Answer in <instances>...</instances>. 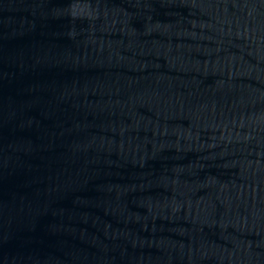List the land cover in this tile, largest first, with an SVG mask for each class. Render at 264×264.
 <instances>
[{"label":"water","instance_id":"95a60500","mask_svg":"<svg viewBox=\"0 0 264 264\" xmlns=\"http://www.w3.org/2000/svg\"><path fill=\"white\" fill-rule=\"evenodd\" d=\"M155 123L264 229V0H0Z\"/></svg>","mask_w":264,"mask_h":264}]
</instances>
